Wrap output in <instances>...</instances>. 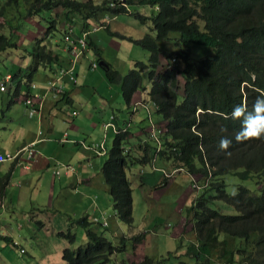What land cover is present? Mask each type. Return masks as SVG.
<instances>
[{
	"label": "trees",
	"instance_id": "1",
	"mask_svg": "<svg viewBox=\"0 0 264 264\" xmlns=\"http://www.w3.org/2000/svg\"><path fill=\"white\" fill-rule=\"evenodd\" d=\"M23 1L26 13L18 12L19 18L36 17L49 22L44 35L35 37L26 49L33 64L28 78L38 67L51 66L55 59L44 43L47 33L52 29L54 33L56 28L52 10L60 7L64 17L76 13L83 18L124 12L108 7V2L94 5L91 0H6V4L17 6ZM139 1L141 5L157 7V12L149 17L135 14L141 22L149 19L155 32L134 40L148 51L147 63L136 62L123 76L107 66L105 74L111 82H120L123 97L129 103L135 90L144 89L142 72L148 71V96L164 122L162 148L155 157L157 144L146 134L145 141L138 144L141 152L133 154L127 147L130 131L115 135L101 166L113 208L120 221L127 226L133 224L132 189L126 170L134 164L146 166L153 161L174 160V168H182L203 181L200 190L192 187L190 181L196 194L182 210L190 227V232L183 234L187 243H181L183 236H177L179 252L169 249L166 256L156 258L150 250L139 264H168L173 257L174 264H264V135L237 142L235 134L241 130L244 117H232L234 106L243 105L252 112L257 97H264V0ZM25 22L22 20L19 25ZM172 32L177 35L170 36ZM163 42L175 49L166 50ZM15 44L0 34V49L6 45L16 47ZM162 59L167 63L163 64ZM178 75L183 79L181 98ZM257 106L264 109V100ZM225 136L232 143L227 150H221L219 143ZM227 174L241 180L255 177L259 192L238 185L235 193H227L223 178ZM9 181V174L0 177V195ZM166 183L164 179L163 185ZM217 201L233 206L236 212L223 213L213 206ZM91 224L88 215H84L58 232L70 245L62 249V262L57 264H107L115 252L126 250L128 238L113 243L103 232L92 230ZM73 225L89 226L86 242L76 247ZM159 228L154 225L151 232ZM144 235L134 234L131 243H140ZM5 238L14 250L22 248L19 240ZM121 264L136 263L125 259Z\"/></svg>",
	"mask_w": 264,
	"mask_h": 264
},
{
	"label": "crops",
	"instance_id": "2",
	"mask_svg": "<svg viewBox=\"0 0 264 264\" xmlns=\"http://www.w3.org/2000/svg\"><path fill=\"white\" fill-rule=\"evenodd\" d=\"M91 1L94 5L102 2L105 5L112 0ZM133 1L140 4L139 0ZM140 7L142 6L140 5ZM114 8H121L128 15L146 16L130 11L128 3L126 7L116 5ZM56 9L52 10L55 13L54 19L58 18L55 32H61L62 38L60 41L55 38V44L52 45L50 42L54 30L52 29L47 33L48 39L44 42L50 48L52 56H55L51 66L38 67L29 78L27 77L30 73L28 69L33 64L30 62L20 67L16 74L17 78L14 80V87L9 84L10 80H13V76L9 72L0 80L1 83L8 77L6 83L8 85L4 91L0 90V93L6 94L10 99L9 101L8 99L3 100L5 102L0 104L2 107H0L2 112L0 153L14 154L30 144L35 149V155L31 159H27L26 153L22 152L18 160H7L0 168V177L5 174L10 176L9 184L5 187L4 193L0 195V206L1 209L5 207L12 212L9 220L12 219L11 221L15 224L13 228L10 225L9 228L1 226L0 238L5 243L9 242L5 236L10 237L11 240H19L23 248L26 246L24 241L27 244L29 240L32 242V255L26 249L25 253L30 257L28 259L20 258L19 264H55L54 256L50 250L55 247V254H58L61 248L69 245L67 240L58 235V232L65 231L69 222L71 223L72 220L81 216L93 217L100 213L108 215L105 209L113 206V202L101 172V166L106 159L107 150L112 146L111 144L109 148L107 147L108 138L114 135V140L115 135L118 134L104 126L111 117L119 127L129 124L126 131H130L131 134L127 147L130 146L133 154L141 152L138 144L145 141L146 134L154 145L157 144V141L149 133L151 124L149 120L148 124L145 120L144 106L148 104L152 112V116L149 113L152 123L162 133L164 132V122L156 113V106L148 96L149 80H145L144 85L142 83L144 89L135 90L130 102L127 103L123 97L120 82H111L105 74V68L109 66L123 76V70L116 66L121 71L119 72L111 64L116 63L121 67L135 65L136 62H141L142 57L148 55L145 48L134 42L146 34L144 25L147 21L141 22L136 16L116 17L112 12L88 18H83L76 13L64 17V14L61 15L62 8L59 11ZM151 9H154V14L157 12V7H151ZM59 19H62L63 30L58 25ZM25 21L26 24H30L29 20ZM35 22L40 28L36 32L46 31V27L49 26L46 19L35 20ZM32 23L33 21L31 26ZM91 24L93 25L91 26ZM150 33L155 34L153 30ZM66 34L73 40L83 39L85 41L86 50L80 53L77 60L70 55V44L65 39ZM93 64L96 66L93 67ZM72 67V71H69ZM52 81H56L61 86L62 90L57 95H53L50 90ZM22 82H25V85ZM28 97L34 99L36 108L39 107V104L41 105L38 112H29V106L26 103ZM139 122L141 130L136 128ZM102 141L105 147L104 153L97 154L89 148L93 143L99 144ZM161 143L160 139V146L156 147L155 157L158 155L159 148H162ZM169 162L160 160L157 162V167H166L165 169H167ZM141 171L138 168L140 185L143 188V176L145 174L154 175L156 172L153 173L148 168H145L143 173ZM157 177L152 176L150 179L155 181ZM45 181L48 184L47 189H43ZM174 182H176V178L168 179L166 186L162 185L163 182L156 185L164 187L156 189L155 195L159 197ZM183 184H187V186L186 188L182 186L181 191L185 189L190 194L192 192L190 181L184 179ZM14 188H17V194H12L15 192ZM34 190L36 193H33ZM42 192H45L47 196L45 199H43ZM7 193L12 196L9 198ZM195 194H190V196L194 197ZM54 195L57 196V202L52 206L53 208H50L51 197ZM31 197L35 198L34 203L31 202ZM43 207L45 208L42 209ZM155 216L157 220L160 219L158 215ZM181 216L182 218L177 214L173 216V229L170 234L165 235L166 241L171 240L170 237L175 240L183 227L188 233L190 232L189 225L185 226L183 215ZM17 222L19 225H16ZM154 225L155 223L151 226ZM75 226H72V231ZM114 226L120 228L119 226L122 225L116 219ZM155 226L157 228V225ZM135 230H138L136 226ZM145 231L143 230V232ZM39 236L44 238L48 245L45 248L46 251L42 252L43 257L36 255L42 246L33 243ZM80 236L82 239L85 237L82 233ZM145 239L146 236L142 240L143 243L146 241ZM7 246L10 247L8 244ZM127 247L126 256L133 253L134 250L131 249L130 244ZM13 252H15L14 249ZM151 252L154 254L153 250ZM146 254L145 252L144 256ZM6 264H11V262H6Z\"/></svg>",
	"mask_w": 264,
	"mask_h": 264
},
{
	"label": "rangeland",
	"instance_id": "3",
	"mask_svg": "<svg viewBox=\"0 0 264 264\" xmlns=\"http://www.w3.org/2000/svg\"><path fill=\"white\" fill-rule=\"evenodd\" d=\"M11 5V3H10ZM141 4H130L128 3L129 6V10L133 11L135 13H141L144 14L146 16H150L151 13L154 12V9H151V7L149 5H141L142 7H140ZM2 9L3 12L2 13ZM0 34H3L7 37H10L12 41H14L16 44V47H11L6 45L5 48L0 49V80L3 79L4 75L9 72L12 76H13V80H10V85H12V87H14V80L17 78L16 74H18L19 68L23 67L26 64H29L31 62V58L28 56V52L26 51V49H29L32 45L33 39L35 37H42L44 35V31L45 30H40V32H36L37 29H40L39 26H37V22H35L34 18H29L27 16H25L24 18H19L20 15H25L26 13V9L24 6V1L23 2H19L18 5H14L13 6H9L8 4H6V0H0ZM56 10H61V8H57ZM19 12V14H18ZM61 15H63L61 13ZM116 17L122 16V17H135V15H128L124 12H119L117 14H113ZM44 16V14H43ZM36 18V17H35ZM29 20L30 21V25L28 24H24L23 25H19V23L22 20ZM39 19V18H36ZM58 18H55V20L57 21ZM41 20V19H39ZM32 26H31V22ZM58 25L60 27V29L62 28V19H59L58 21ZM145 33L149 34L150 36L152 35L150 33V31L152 30L151 27V22L148 19L147 22L145 23ZM63 30V28H62ZM42 31V32H41ZM20 34H19V33ZM28 32V33H27ZM17 36H14V35ZM25 35V36H24ZM46 35V34H45ZM177 34L172 32L170 33V36H176ZM153 37V36H152ZM55 38L59 39V41L62 38V33L57 31L54 32L52 34V37L50 39V42L52 45L55 44ZM47 36H45V40H47ZM44 40V42H45ZM162 46L167 50H173L175 49L174 46L172 45V48L169 47V44L166 42L162 43ZM193 45H191L192 47ZM148 52V51H147ZM83 56V55H82ZM81 56V57H82ZM149 57V53L146 57H142L141 62L143 63H147ZM79 59V58H78ZM77 60V59H76ZM88 60L90 61V59L88 58ZM163 64H166L167 61L165 59H162ZM113 67L116 68V66L118 68H121L120 70H123L122 74H126V72L129 71V69L133 68L134 64H130L128 66L125 67H121L120 65H117L116 63L111 64ZM118 68H116L119 72H121ZM145 69H148L147 67ZM100 71V69H98ZM142 77L144 78V81L142 82L143 85L145 84V80L147 79V71H144L142 73ZM178 80H179V84H180V98H181V90H182V85H183V79L180 75H178ZM23 85H25V82H22ZM8 85V84H7ZM8 99V101L10 100L8 98V96L4 93H0V104H2L3 100ZM7 104V103H5ZM15 104V103H12ZM1 107V106H0ZM2 108V107H1ZM148 110V111H147ZM6 112V111H4ZM144 115H145V120L147 121L148 124V118H147V114L150 113V115L152 116V112L147 104L146 109L143 110ZM1 111H0V119L1 118ZM153 118V117H152ZM136 128L138 130H141L140 127V122L138 123V125L136 126ZM113 136H110L107 140V147L109 148L112 144V140H113ZM7 161V160H6ZM5 162V161H4ZM3 162V163H4ZM2 163V164H3ZM1 164V165H2ZM176 162H174V160H171L168 164H167V169L162 168V167H157V161L156 163L153 161L152 165H138V164H134L131 165L129 169L126 170V175L127 178L130 181L131 184V189H132V213H133V224L131 226H127L126 223L120 221L116 215V212L113 208V206L111 205L110 208H106V212L108 214V226L107 227H103L98 223L92 222L91 220V216L89 218V221L92 223L91 227L92 230L96 231L95 229H97V231L103 232V234L109 238L113 243L117 242V241H121V239L123 238H128L130 241L127 242V246L129 244H131V249L133 250V253H131L130 255L127 254L126 256V250H120L115 252L112 256L113 259L107 263V264H121L122 260L127 259L130 263H136L139 264L143 258H144V254L149 253L150 250H153L154 255L156 256V258L158 257H164L166 256V254L169 252V249L173 252H179L180 250L178 249V240L177 238H175V240L171 238V240L166 241L165 235H167L168 233H170L173 229V227L171 226V222L173 221V216L174 215H178L180 218H182L181 215H183L182 210L186 207H188L191 202L193 201V197L190 196V194H194V191H192L190 194L188 193L187 190L183 189L181 191V187L183 186L184 188H186L187 184H183V180L184 179H188V181L192 182V187H194L195 189L200 190V188L203 187V181L198 179L197 175L195 174H185V173H179L176 172L174 173V175L171 178H166L168 176V173H166L167 170L172 169L173 167H177L175 166ZM1 168V166H0ZM138 168H140L141 173L144 172L145 168H148V170L156 172V174L154 175H150V174H145L142 178V182H143V188H141V183H140V178H139V173ZM155 176L157 177L155 179V181H151L150 177ZM174 179L176 178V182H174L173 184H171L169 187H167L162 194L157 197L155 195V190L156 189H160L162 187H157L156 185L162 184L163 180L165 179V182L168 181L166 179ZM224 181L227 184L226 186V192L229 194H233L236 192L237 190V186L238 185H243L245 187H247L249 190H251L252 192L258 193L259 189L258 186L255 183V177H251L247 180H241L239 179L237 176L231 175V174H227L224 177ZM156 182V184H155ZM106 183V182H105ZM170 183V181L168 182V184ZM167 184V185H168ZM180 184V185H179ZM163 185V184H162ZM166 186V185H165ZM48 184L47 182H43V189H47ZM15 192H13L12 194H17V188H14ZM33 193H36V190H34ZM8 194V193H7ZM11 195H9L8 197L10 198ZM43 196V199H45L47 196L45 194V192L41 193ZM31 202L34 203L35 202V198L31 197L30 198ZM57 202V196L54 195L51 197V207L53 205H56ZM214 207L219 208L223 213H228V214H234L236 211L234 209L233 206L228 205L226 203H224L223 201H217L215 205H213ZM45 207H43L42 209H44ZM181 214V215H180ZM12 215V212L5 207H3V209H1L0 206V228L1 226H5L6 228H9L10 226L13 228L15 227V224L9 220L10 217ZM158 215V217L160 218L159 220L156 219V216ZM118 219L119 222L121 223L122 226H119L120 228H116L114 226L115 220ZM110 223V225H109ZM155 223V225H159L160 228L157 229L156 231H152V226ZM185 226L188 225L187 222H184ZM10 225V226H9ZM16 225H19V223L17 222ZM176 225V224H175ZM135 226L138 230H135ZM88 227L85 226H78L76 225L74 227L73 232L75 233L76 236V241L74 243V247L84 244L86 242V230ZM143 230H150L149 233H145L143 232ZM137 231V232H135ZM185 227H183V230L180 231V233L178 234V236H183V240L181 243H184V241L187 243L186 237L183 235L185 232ZM140 232H143L146 236V241L143 243L142 242H136L137 244H132L131 243V238L133 237L134 234L138 235ZM0 233H1V229H0ZM83 234V236H85L83 239L81 238L80 234ZM186 233V232H185ZM188 234V233H186ZM57 237V235H55ZM143 237V238H144ZM58 238V237H57ZM61 238V237H60ZM62 239V238H61ZM64 240V239H63ZM65 241V240H64ZM0 264H6V262H11V264H19L20 258H25L28 259L30 257V255H32V242L29 240L28 244L26 241H24V243L26 244V246H24V253L26 252V249L28 250L29 254L27 253H19V249L15 250V252H13V249L7 246V243L3 242L2 238H0ZM33 243H37V246H42V249H40V251L37 252V256L38 257H43L42 252L46 251V246L47 243H45L44 238H42L41 236L36 237V239L33 241ZM67 243V242H66ZM143 243V244H142ZM49 245H51L49 243ZM70 245V244H69ZM52 246V245H51ZM64 248V247H63ZM61 248L58 254H55V247L53 249H51L50 251L52 252V255L54 256L53 258V262H55V264L57 263H61V250L63 249ZM129 249V250H131ZM155 250V251H154ZM121 253H123V256L121 257ZM143 254V257H142ZM58 256V257H57ZM176 262V258H171L170 260L167 261L168 264H174Z\"/></svg>",
	"mask_w": 264,
	"mask_h": 264
},
{
	"label": "built area",
	"instance_id": "4",
	"mask_svg": "<svg viewBox=\"0 0 264 264\" xmlns=\"http://www.w3.org/2000/svg\"><path fill=\"white\" fill-rule=\"evenodd\" d=\"M113 1H117V2H111L110 3L111 7H114L116 5L126 6L124 4L125 0H113ZM93 24H91V26ZM65 39L70 44L69 52H70V55L74 59H76L80 55V53H82V51L86 50V44H85V41H83V39L73 40L68 34L65 35ZM95 66H96V64H93V67H95ZM72 69H73V67L70 68L69 71H72ZM7 82H8V77H6V79L3 82L0 83V90L1 91H4L6 89V86H7L6 83ZM50 90L52 91L53 95H57L58 93H60V91L62 89H61V86L56 83V81H52L50 83ZM26 103L29 106V112L30 113L38 112L39 109H40V106H41L39 104V107L36 108L34 106V99L32 97H28L26 99ZM153 105L155 106L154 103H153ZM144 107L146 109V106H144ZM147 118H148V120H149V122L151 124L149 133L153 136V139H155L157 141V145L160 146V135L162 134V131L152 123V121L150 119V116H149V113L147 114ZM128 125L129 124H126V126L119 127V126H117L115 124L114 118L111 117L110 121L108 123H106L104 126H105V128H111L115 133H120V132L126 131ZM89 148L94 150L97 154H101V153L105 152V147H104V142L103 141L101 143H99V144L93 143L92 145L89 146ZM22 152L26 153V158L27 159H31L33 157V155H35V149H34L32 144H30V145H28L26 147H23L22 149H20L19 151H17L14 154H10V153L3 154V153H0V166L6 160H11V161L12 160L13 161L14 160H18L19 155ZM178 170H180V169L167 170L166 173H168V176L166 178H171L174 175V173H176ZM91 220H92V222L98 223L101 226H104V227L108 226V215H106L105 213H100L99 215H94ZM17 249H19V253H24V249L23 248H17Z\"/></svg>",
	"mask_w": 264,
	"mask_h": 264
},
{
	"label": "clouds",
	"instance_id": "5",
	"mask_svg": "<svg viewBox=\"0 0 264 264\" xmlns=\"http://www.w3.org/2000/svg\"><path fill=\"white\" fill-rule=\"evenodd\" d=\"M111 2H108V7L114 8L110 6ZM124 4H127V0L124 1ZM123 6V5H121ZM126 7V6H123ZM264 100V97H257L255 104L253 105V111L247 112L246 108L243 105H236L233 108L232 117L240 118L243 116L241 130L235 134V140L237 142H241L243 140L252 139V138H260L261 135H264V109L258 107L257 105ZM232 141L227 136L222 137L219 143V147L221 150H227L231 145ZM172 169H180L177 172L185 173L182 168H172Z\"/></svg>",
	"mask_w": 264,
	"mask_h": 264
},
{
	"label": "flooded vegetation",
	"instance_id": "6",
	"mask_svg": "<svg viewBox=\"0 0 264 264\" xmlns=\"http://www.w3.org/2000/svg\"><path fill=\"white\" fill-rule=\"evenodd\" d=\"M174 58H172L171 60H173Z\"/></svg>",
	"mask_w": 264,
	"mask_h": 264
}]
</instances>
